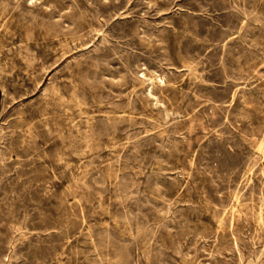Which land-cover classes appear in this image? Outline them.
<instances>
[{
    "label": "rangeland",
    "instance_id": "1",
    "mask_svg": "<svg viewBox=\"0 0 264 264\" xmlns=\"http://www.w3.org/2000/svg\"><path fill=\"white\" fill-rule=\"evenodd\" d=\"M263 215L264 0H0V264H264Z\"/></svg>",
    "mask_w": 264,
    "mask_h": 264
},
{
    "label": "bare ground",
    "instance_id": "2",
    "mask_svg": "<svg viewBox=\"0 0 264 264\" xmlns=\"http://www.w3.org/2000/svg\"><path fill=\"white\" fill-rule=\"evenodd\" d=\"M123 18V17H122ZM125 18V17H124ZM91 31V30H89ZM96 34V33H95ZM58 38V37H57ZM73 38V37H72ZM227 42V41H226ZM61 58V57H60ZM74 64V63H73ZM78 67V66H76ZM78 71V70H77ZM96 83V82H95ZM162 84V83H161ZM115 88V87H114ZM50 90V89H49ZM52 90V89H51ZM152 92V91H151ZM128 94V93H127ZM74 96V95H73ZM233 97V96H232ZM71 105V104H70ZM91 110V109H90ZM121 112V111H120ZM83 113V112H82ZM79 115V114H78ZM82 115V114H81ZM104 116V115H103ZM142 116V115H141ZM102 117V116H101ZM115 117V116H114ZM122 118V117H121ZM130 118V117H129ZM137 118V117H136ZM125 119V118H124ZM154 120V119H153ZM157 124V123H156ZM150 132V131H149ZM82 136V135H81ZM92 136V135H91ZM90 136V137H91ZM107 136V135H106ZM113 137V136H112ZM86 139V138H85ZM125 141V140H124ZM99 147V146H98ZM256 150V149H255ZM258 151V150H257ZM73 155V154H72ZM77 156V155H76ZM84 157V156H82ZM125 162V161H124ZM192 164V163H191ZM110 165V164H109ZM262 176V175H261ZM77 178V177H76ZM82 180V179H81ZM119 181V180H118ZM133 181V180H132ZM77 182V181H76ZM82 182V181H81ZM84 183V182H83ZM87 184V183H86ZM239 185V184H238ZM244 185V184H243ZM150 193V192H149ZM236 193V192H235ZM217 194V193H216ZM125 198V197H124ZM127 198V197H126ZM250 199V198H249ZM162 200V199H161ZM227 201V200H226ZM242 204V203H241ZM168 205V204H167ZM103 208V207H102ZM169 210V209H168ZM264 216V215H263ZM213 217V216H212ZM162 220V219H161ZM216 223V222H215ZM229 223V222H228ZM132 228V227H131ZM128 230V229H127ZM132 230V229H131ZM141 230V229H140ZM130 239V238H129ZM103 245V244H102ZM264 248V247H263ZM112 251V250H111ZM114 258V257H113ZM257 258V257H256ZM240 262V261H239ZM112 263V262H111ZM262 263V262H261Z\"/></svg>",
    "mask_w": 264,
    "mask_h": 264
}]
</instances>
